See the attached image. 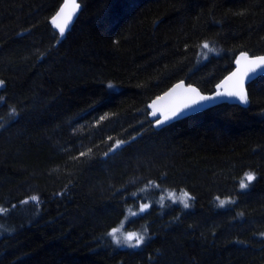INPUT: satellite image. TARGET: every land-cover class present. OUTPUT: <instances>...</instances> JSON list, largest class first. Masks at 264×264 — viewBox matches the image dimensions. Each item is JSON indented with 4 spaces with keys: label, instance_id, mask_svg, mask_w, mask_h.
<instances>
[{
    "label": "trees",
    "instance_id": "obj_1",
    "mask_svg": "<svg viewBox=\"0 0 264 264\" xmlns=\"http://www.w3.org/2000/svg\"><path fill=\"white\" fill-rule=\"evenodd\" d=\"M63 2L0 0V264H264V75L247 105L162 127L150 107L264 55V0H78L61 36ZM147 200L143 245L119 247Z\"/></svg>",
    "mask_w": 264,
    "mask_h": 264
},
{
    "label": "water",
    "instance_id": "obj_2",
    "mask_svg": "<svg viewBox=\"0 0 264 264\" xmlns=\"http://www.w3.org/2000/svg\"><path fill=\"white\" fill-rule=\"evenodd\" d=\"M65 4H67L68 6L65 9L64 16H66L69 12H72V18L69 21L68 26L66 28L68 29L73 23V21L75 20L79 12L80 4L78 0H75V4L79 5V7L76 8L75 11L73 12V9H72L73 0H64L58 12H60L61 8L64 7ZM57 13L55 14L54 17L57 16ZM64 16H61L60 18H58L57 23H62ZM260 56H264V55L253 56V55L247 54L248 60H251V59H254L255 57H260ZM238 59L240 60V63L238 64L236 62V66L234 70L230 72L221 81V83L219 84V89L215 92L204 93L197 86L193 84L186 83L185 81H179L175 83L173 86H171L168 90H166L162 94L155 97L153 101L151 102L150 107L153 113L154 109L152 105H153V102L155 101L156 102L155 108L158 109V111H157V115L156 116L152 115V117L156 120L157 118L162 119L163 118L162 114L170 115L172 111H175L177 109H183L177 116L173 117L171 120L165 122L164 124H161L158 126L160 127L165 126L173 121H176L178 119L198 113L200 111H203L205 109H208L210 107H213L215 105L222 104V103L247 105L249 103L248 87L259 76L264 75V69H257L256 72L254 73L249 72L247 77H243V73L247 71L249 64L244 58L241 57V55L238 57ZM234 73L236 74L235 76H233ZM230 77L231 79H229ZM241 77H243V89L247 93V96H248L247 103H241L236 97H231L228 95H218V93H227L229 91L237 90L239 87V82L241 80ZM190 89H196L197 92L193 93L192 91H190ZM199 96H207V97H214V98L211 100L200 101L199 103L192 105V107L184 108V105L192 104L193 100H198ZM158 97H161L162 99L157 100Z\"/></svg>",
    "mask_w": 264,
    "mask_h": 264
},
{
    "label": "snow or ice",
    "instance_id": "obj_3",
    "mask_svg": "<svg viewBox=\"0 0 264 264\" xmlns=\"http://www.w3.org/2000/svg\"><path fill=\"white\" fill-rule=\"evenodd\" d=\"M67 4H65L64 7L61 8L60 12L57 13V16L53 18V23L56 25V27L59 29L60 35L63 36L65 29L68 26L69 21L72 18V12H69L66 16H64L65 13V9L67 8ZM79 5L75 4V0H73V5H72V9L73 12L75 11L76 8H78ZM61 16H64L63 22L62 23H57V19L60 18ZM203 49H207L209 52L214 51V49H212L209 45V42H205L202 46ZM241 57L244 58L248 64L249 67L247 69V71H245L243 73V77H247L249 72H256L257 69H264V56H260V57H255L254 59L248 60L247 58V54L246 53H242ZM237 63H240V60H237ZM236 74L234 73L233 76H235ZM243 77H241V80L239 82V87L237 90L234 91H229L227 93H218V95H228L231 97H236L241 103H247L248 102V96L247 93L244 91L243 89ZM231 79V77L229 78ZM3 84V81H0V85ZM109 88L114 87V85L109 84L108 85ZM190 91H192L193 93H196L197 90L196 89H190ZM167 95V94H166ZM214 97H207V96H199L198 100H193L192 104H186L184 105V108H188V107H192V105L199 103L200 101H204V100H211ZM162 99L161 97H158L157 100ZM156 102H153V116L157 115V111L158 109L155 108ZM183 109H177L175 111H172L170 115H163V118H157L156 120V124L157 125H161L164 124L165 122L171 120L173 117L177 116ZM10 115H15V110L13 109L10 113ZM120 142H118L117 146L119 145ZM81 155H84V153H82ZM253 179H255L254 175L252 173H246L245 177L240 181V188L244 189L248 187V183L251 182ZM149 187H153L155 186L154 183H150L148 185ZM135 195V194H134ZM168 198L172 201H179L180 203L183 204V206L185 208L189 207V201L192 199V197H190V195L187 192L182 193L180 196H176L174 193H169L168 194ZM33 201H38V197H31L30 198ZM219 199V198H218ZM164 201V197H161V203H163ZM233 201L231 200H219V204L221 206L225 205L226 203H232ZM149 207V205L144 204L141 205L140 207V211L143 212L145 209H147ZM3 211V210H0ZM133 215H135V213H133ZM123 225H121L120 228H115L112 229L111 232L108 233L109 236L112 237L113 241L117 244V245H121V244H126L129 247H138L141 244L144 243L145 241V235L140 234V233H122L120 235H118V233H121ZM264 235V234H262Z\"/></svg>",
    "mask_w": 264,
    "mask_h": 264
},
{
    "label": "rangeland",
    "instance_id": "obj_4",
    "mask_svg": "<svg viewBox=\"0 0 264 264\" xmlns=\"http://www.w3.org/2000/svg\"><path fill=\"white\" fill-rule=\"evenodd\" d=\"M212 52H213V51H212ZM202 53H203V56H209V54H210L211 52H209L207 49H203V52H202ZM2 85H3V84H2ZM2 85H0V87H1ZM117 144H118V143H117ZM122 145H123V142H120L119 145L116 146L115 149H118V148L121 147ZM169 193H174L176 196H180V195H181L182 193H184V192L177 193V192H172V191L170 192V190H169V191H167V192L163 195V197H164V201H163V203H161V202H160L161 200H160V201H159V204L163 205L165 202H169V201L174 202V201H172V200H170V199L168 198V194H169ZM175 202L180 203L178 200L175 201ZM144 204L149 205V207H148L147 209H145L143 212H141V211H140V207H141V205H144ZM180 204H182V203H180ZM151 205H152V200H147V201H143V202L140 204V206H139L138 209H132V210L129 212L127 218H125V221H124L123 223H121V225H123V227H122L121 233H118V235H120V234H122V233H124V234H126V233H140V234L145 235V238H146V234H145V232H143V231H140V230H136V231H130V230H127V229H126V223H127L129 220L134 219V218L138 217L139 215H141V214L147 212V211L150 209ZM182 205H183V204H182ZM133 213H135V215H133ZM121 225L118 226V227H116V228H120ZM142 245H143V244H141V245L138 246V247L140 248ZM118 246H119V247H123V248H128V249H135V248H138V247H129V246H127L126 244H121V245H118Z\"/></svg>",
    "mask_w": 264,
    "mask_h": 264
}]
</instances>
